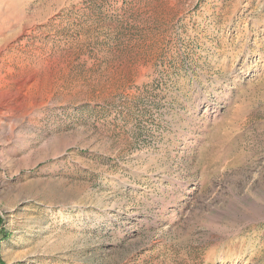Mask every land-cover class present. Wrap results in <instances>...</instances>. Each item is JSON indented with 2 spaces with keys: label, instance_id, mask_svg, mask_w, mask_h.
Returning <instances> with one entry per match:
<instances>
[{
  "label": "rangeland",
  "instance_id": "rangeland-1",
  "mask_svg": "<svg viewBox=\"0 0 264 264\" xmlns=\"http://www.w3.org/2000/svg\"><path fill=\"white\" fill-rule=\"evenodd\" d=\"M0 264H264V0H0Z\"/></svg>",
  "mask_w": 264,
  "mask_h": 264
},
{
  "label": "bare ground",
  "instance_id": "bare-ground-1",
  "mask_svg": "<svg viewBox=\"0 0 264 264\" xmlns=\"http://www.w3.org/2000/svg\"><path fill=\"white\" fill-rule=\"evenodd\" d=\"M7 41V40H6Z\"/></svg>",
  "mask_w": 264,
  "mask_h": 264
}]
</instances>
